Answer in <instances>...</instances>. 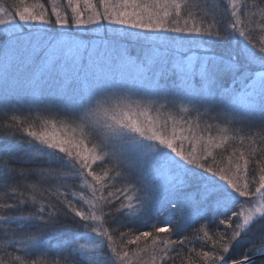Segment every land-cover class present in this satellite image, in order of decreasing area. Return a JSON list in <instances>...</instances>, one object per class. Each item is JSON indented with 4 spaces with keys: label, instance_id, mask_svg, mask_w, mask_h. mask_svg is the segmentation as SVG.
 Listing matches in <instances>:
<instances>
[{
    "label": "snow or ice",
    "instance_id": "obj_1",
    "mask_svg": "<svg viewBox=\"0 0 264 264\" xmlns=\"http://www.w3.org/2000/svg\"><path fill=\"white\" fill-rule=\"evenodd\" d=\"M0 264H264V0H0Z\"/></svg>",
    "mask_w": 264,
    "mask_h": 264
},
{
    "label": "trees",
    "instance_id": "obj_2",
    "mask_svg": "<svg viewBox=\"0 0 264 264\" xmlns=\"http://www.w3.org/2000/svg\"><path fill=\"white\" fill-rule=\"evenodd\" d=\"M36 2H37V0H27V3H29V4L36 3ZM40 2H43V0H40Z\"/></svg>",
    "mask_w": 264,
    "mask_h": 264
}]
</instances>
